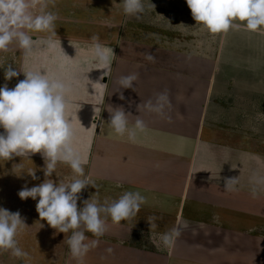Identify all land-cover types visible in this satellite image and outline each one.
Instances as JSON below:
<instances>
[{"label": "crops", "instance_id": "1", "mask_svg": "<svg viewBox=\"0 0 264 264\" xmlns=\"http://www.w3.org/2000/svg\"><path fill=\"white\" fill-rule=\"evenodd\" d=\"M144 4L137 18L124 13L122 0H38L32 12L55 13V33L30 32L34 48L27 55L15 42L0 51V85L11 89L24 72L42 71L68 86L65 115L95 185L82 190L78 207L83 199L104 203L125 191L145 197L136 216L118 224L105 217L98 238L86 232L97 245L82 258L68 250L66 264H264V144L225 133L209 118L216 61L202 42L177 39V31L187 30L180 23L188 16L186 0ZM93 36L113 49L108 71L93 61ZM9 65L20 74L6 81ZM130 74L137 75L133 88H120ZM162 92L163 113L147 110L145 102L155 103ZM117 107L128 113L129 127L143 120L135 139L108 124ZM11 159L45 164L41 153ZM228 178L237 180L231 191ZM160 218L168 231L156 229ZM172 229L179 235L166 250L161 237Z\"/></svg>", "mask_w": 264, "mask_h": 264}, {"label": "clouds", "instance_id": "2", "mask_svg": "<svg viewBox=\"0 0 264 264\" xmlns=\"http://www.w3.org/2000/svg\"><path fill=\"white\" fill-rule=\"evenodd\" d=\"M37 2L0 0V51H6L15 42L27 55L34 48L30 32L55 33V13L41 7V11L34 14L32 9L37 7ZM122 3L126 15L138 18L145 11L144 0H122ZM186 3L197 24L213 34L241 25L253 32L264 27V0H186ZM92 40L95 43L91 55L99 65L97 69L108 71L113 49L99 43L97 36H93ZM146 58L155 60L151 54ZM19 74L9 65L4 71V79L8 81ZM136 80V74L122 76L120 88H133ZM67 91L68 86L63 80L49 77L42 71L24 72V79L11 89L7 84L0 85V128L4 130L0 132V159L5 161L14 155L42 154L45 160L43 173L47 179L30 188L22 187L18 196L22 200H36V211L49 226L58 232H71L66 241L68 248L74 258H82L98 243L97 239L89 241L86 232L98 238L105 232V217L118 224L136 216L145 197L139 191H125L119 198L105 200L104 203L92 197L83 199L82 206L78 207L82 190L88 185H95L85 176L84 165L87 161L74 144L71 118L65 115ZM167 103V93L162 92L156 96L155 103L149 100L144 107L162 114ZM109 112L108 124L117 135L127 134L129 139H135L137 132L144 131L145 124L139 118L129 127L128 113L122 107ZM58 163L71 168L75 174L71 181L56 183L49 178ZM27 173L33 180L38 179L35 170ZM236 183V178L226 179L225 189L233 190ZM25 225L18 211L11 212L0 207V250H10L18 258L26 256L27 253L18 247L15 239ZM178 235L179 232L172 229L162 235V243L171 246Z\"/></svg>", "mask_w": 264, "mask_h": 264}, {"label": "rangeland", "instance_id": "3", "mask_svg": "<svg viewBox=\"0 0 264 264\" xmlns=\"http://www.w3.org/2000/svg\"><path fill=\"white\" fill-rule=\"evenodd\" d=\"M185 10L188 16L180 23L184 22L187 30L177 31V39L185 41L192 37L194 45L202 42L203 52L205 50L210 60L216 61L209 118L213 117L214 123L220 129L224 128L225 133L240 132L241 136H248V141L255 138V142L264 144V27L253 32L241 25L213 34L197 24L190 8ZM44 167L45 164L39 162L28 166L21 159H0V207L18 211L23 218L26 225L18 231L15 239L18 247L27 253L18 258L10 250H0V264H66L69 250L66 241L71 232H58L49 226L39 217L36 200H22L18 196L22 187L30 188L47 179ZM34 170L38 177L35 180L27 173ZM74 177L72 171L56 167L49 178L58 183L69 182ZM165 225V220L160 218L156 229L168 231ZM192 227L199 229V226ZM162 245L166 250L170 247Z\"/></svg>", "mask_w": 264, "mask_h": 264}]
</instances>
